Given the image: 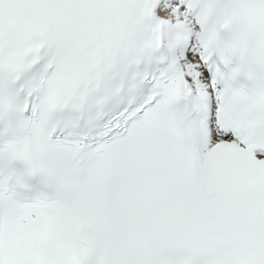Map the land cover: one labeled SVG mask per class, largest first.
Returning a JSON list of instances; mask_svg holds the SVG:
<instances>
[{
  "label": "snow or ice",
  "instance_id": "1",
  "mask_svg": "<svg viewBox=\"0 0 264 264\" xmlns=\"http://www.w3.org/2000/svg\"><path fill=\"white\" fill-rule=\"evenodd\" d=\"M0 264H264V0H0Z\"/></svg>",
  "mask_w": 264,
  "mask_h": 264
}]
</instances>
